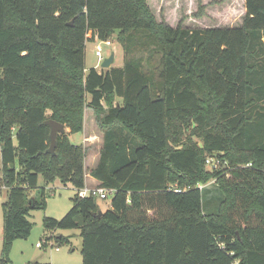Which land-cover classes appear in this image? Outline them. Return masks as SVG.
Here are the masks:
<instances>
[{
  "label": "trees",
  "instance_id": "obj_1",
  "mask_svg": "<svg viewBox=\"0 0 264 264\" xmlns=\"http://www.w3.org/2000/svg\"><path fill=\"white\" fill-rule=\"evenodd\" d=\"M244 8L236 25L190 27L148 0H0V264L45 206L39 176L85 185V149L63 131L50 152L45 120L80 132L86 107L102 129L89 173L114 190L110 205L76 192L43 217L45 242L78 228L82 264H264V0ZM113 35L122 65L86 68V41Z\"/></svg>",
  "mask_w": 264,
  "mask_h": 264
},
{
  "label": "rangeland",
  "instance_id": "obj_2",
  "mask_svg": "<svg viewBox=\"0 0 264 264\" xmlns=\"http://www.w3.org/2000/svg\"><path fill=\"white\" fill-rule=\"evenodd\" d=\"M205 3V15L195 17L194 12L198 6V0H148L151 9L154 11L158 20L165 19L168 23L175 25L181 18L183 25L186 26H208L212 25H236L240 23L242 17L241 1L240 0H201ZM240 18V20H239ZM210 25V26H212ZM90 32L87 33V37ZM111 45L106 46L101 44L103 55L108 56L114 52V61L111 66H121L123 63V50L121 43L110 36L108 38ZM99 40L85 43V65L86 68L95 67L100 69L101 61L95 55L96 44ZM110 66V67H111ZM68 133V138L72 143L81 144L85 149L84 153V168L87 170L91 163L99 157V150L102 144V129L96 120L95 113L89 107L84 110L83 130L80 132L70 133L65 127L64 130ZM16 129L13 130V141L16 144L15 138ZM210 158V157H209ZM212 158V159H211ZM211 163H206L207 169H212L211 166L215 163L218 167H223L224 162L219 157H211ZM1 166V163H0ZM95 182L88 180L87 186H94ZM40 186L45 188V206L44 208L32 209L29 215L31 222V231L26 238L15 239L12 243L9 259L6 264H82L81 255V236L78 228L56 229L53 232H46L51 238L44 243V225L42 219L44 216L54 218L62 217L72 205V197L76 193V189L71 183L63 184L58 179L44 185L41 176L38 177V189ZM35 189H31L30 197L36 193ZM215 196L211 192L210 186L205 187L202 191L203 208L207 212H213L216 209L217 202ZM6 200V188L0 185V236L2 229V203ZM100 208L106 209L110 205V197L97 198ZM62 234L67 236L68 241L55 242L54 236ZM36 243H42L41 246H36ZM53 244V245H50ZM55 246L59 249L56 250ZM1 254V241H0Z\"/></svg>",
  "mask_w": 264,
  "mask_h": 264
},
{
  "label": "built area",
  "instance_id": "obj_3",
  "mask_svg": "<svg viewBox=\"0 0 264 264\" xmlns=\"http://www.w3.org/2000/svg\"><path fill=\"white\" fill-rule=\"evenodd\" d=\"M90 37V36H88ZM101 44H104L106 46H109L111 45V41L109 39H106V40H99V42H97L96 44V48H95V55L98 57V60L102 61L103 58L105 57L103 55V50H102V47H101ZM211 158V157H210ZM209 157H207L205 159L206 163H211V159ZM211 168H218V166L214 163ZM113 189H108V188H105V187H102V186H99L98 184L95 185V186H87V185H84L83 187L81 188H78L76 190L77 194L80 196V197H84V196H89V195H94L96 196L97 198H107V197H110L113 193ZM0 241H1V236H0ZM46 243V242H44ZM42 243H36V246H41ZM50 245H53V244H50ZM55 249L58 250L59 247L58 246H55Z\"/></svg>",
  "mask_w": 264,
  "mask_h": 264
},
{
  "label": "water",
  "instance_id": "obj_4",
  "mask_svg": "<svg viewBox=\"0 0 264 264\" xmlns=\"http://www.w3.org/2000/svg\"><path fill=\"white\" fill-rule=\"evenodd\" d=\"M114 61V52H111L108 56H105L103 58V60L101 61V68H109L111 66V64ZM45 124L50 126V134H49V138H50V146L48 148V150L50 152L54 151L55 148V144H56V134L63 132L65 130L64 124L61 122H58L54 119H47L45 120ZM102 214V211H98V215L100 216Z\"/></svg>",
  "mask_w": 264,
  "mask_h": 264
},
{
  "label": "crops",
  "instance_id": "obj_5",
  "mask_svg": "<svg viewBox=\"0 0 264 264\" xmlns=\"http://www.w3.org/2000/svg\"><path fill=\"white\" fill-rule=\"evenodd\" d=\"M240 1H241V10L244 13V11H245V8H244V0H240ZM239 20H240V18H239ZM208 25L210 26L212 24H208ZM218 26H220V25H218ZM97 161H98V158H96V160L91 163V166L89 167V169L87 168V170H86L84 168V171H85V175H84L85 185L87 184V182H88L89 179H91V180H93L95 182L94 186L98 184V181L95 178H93L90 175V173H89L90 169L93 168L97 164ZM90 187H92V186H90ZM1 234H2V229H1Z\"/></svg>",
  "mask_w": 264,
  "mask_h": 264
}]
</instances>
